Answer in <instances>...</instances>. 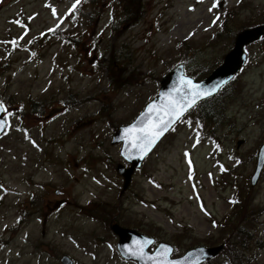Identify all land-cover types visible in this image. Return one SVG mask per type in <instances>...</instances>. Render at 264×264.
<instances>
[{
    "label": "rangeland",
    "instance_id": "374dc122",
    "mask_svg": "<svg viewBox=\"0 0 264 264\" xmlns=\"http://www.w3.org/2000/svg\"><path fill=\"white\" fill-rule=\"evenodd\" d=\"M72 1L0 0V264H61L63 255L136 264L119 255L112 219L153 238L149 252L166 243L178 258L224 244L205 264H234L235 249H244L241 264H264V168L249 186L264 142V37L246 47L228 86L163 137L124 192L116 167L128 165L110 143L176 65L197 81L217 68L237 32L264 24V0H141L132 25L121 24L115 0L89 5L91 21L66 19ZM210 109L214 119L201 118ZM240 225L250 236L243 249Z\"/></svg>",
    "mask_w": 264,
    "mask_h": 264
},
{
    "label": "water",
    "instance_id": "95a60500",
    "mask_svg": "<svg viewBox=\"0 0 264 264\" xmlns=\"http://www.w3.org/2000/svg\"><path fill=\"white\" fill-rule=\"evenodd\" d=\"M262 36H264V24L257 25L250 29H245L237 33L234 39L233 48L224 56L222 64L219 67H217L207 78H205L202 81L196 82L192 78L185 76L183 73L182 65L176 66L174 69L168 72L161 79L160 88L158 90L156 97L145 106L144 110L137 116V118L131 124L125 127L118 128V130L115 132V134L112 137L111 144H117V143L122 142V148H121L120 154L126 161L130 163V167L128 168H125L124 166L120 164L116 168L117 173L123 177V187H122L123 190H126L127 187L129 186L131 176L134 170L140 167L141 162L144 159V157L156 146V144L160 141V139L170 130V128L178 120L174 124H172L169 127L168 131H166L157 140V142L152 146V148L147 152V154L143 156V158H141L138 151L129 149L127 141H125V139L123 138L124 129L129 128L133 126L134 124H138L144 118V114L146 113L149 105H152V104L160 105L161 103H163L165 94L169 93L170 91H172L174 87L178 86V83L181 77L192 80L193 83L200 85L201 88H212L217 84H222V86H224L239 72L240 68L244 65L245 60H246V55L243 51V48L250 43H255ZM225 81L226 83H223ZM218 90L212 93L210 96L201 98L197 103L209 97L214 96L218 92ZM0 120L5 121L3 112H0ZM4 129L5 127L3 129H0V136L3 134ZM242 143H243L242 140H238L236 144L237 148H239V146ZM263 168H264V142L259 147V150L257 153L255 168L250 178L251 187H254L257 184V181L260 178V174ZM110 229L119 239L117 243V249L120 255L124 259L135 260L137 264H161V261L155 258L162 256L164 249H170L172 251L169 245L161 243L155 248L153 253H149L147 252V249L153 243V239L142 236L134 230L121 228L117 224L111 225ZM134 241H150L151 242V243H145L144 256L142 258L133 257L125 251V249L131 246ZM222 248H223V245H218V246L209 247V248L197 247V248L187 251L182 257L177 258V259H170V254H171V251H170L168 252L167 256L163 258L162 264H201L217 256L219 252L222 250ZM149 257H153L154 259L149 260L148 259ZM186 257L188 258L187 260H186ZM60 262L61 264H73L71 259L67 256H63L60 259Z\"/></svg>",
    "mask_w": 264,
    "mask_h": 264
},
{
    "label": "snow or ice",
    "instance_id": "6c2138e0",
    "mask_svg": "<svg viewBox=\"0 0 264 264\" xmlns=\"http://www.w3.org/2000/svg\"><path fill=\"white\" fill-rule=\"evenodd\" d=\"M79 3L80 0H76V3L73 4V11ZM216 6L217 4L213 5V7ZM53 15H55V10H53ZM17 23L19 24L20 22L17 21ZM57 27H59V25H57ZM50 31H55V29H51ZM13 43L15 44V41H13ZM223 83H226V81ZM220 87H222V84H217L212 88H201L200 85L193 83L192 80L181 77L178 86L165 94L163 103L160 105H149L144 114V118L138 124L124 129L123 138L127 141L129 149L138 151L141 158H143L157 140L168 131L169 127L179 120L186 111L193 108L201 98L210 96ZM0 112H6V109H4L2 105H0ZM6 123V121L0 120V129H3ZM233 203H235V201H233ZM145 243L151 242L134 241L125 251L133 257L142 258L144 256ZM170 251V249H164L162 256L155 259L161 261L162 264L163 258L166 257ZM148 259L153 260L154 258L149 257ZM187 259L186 257V260Z\"/></svg>",
    "mask_w": 264,
    "mask_h": 264
},
{
    "label": "trees",
    "instance_id": "16d2710c",
    "mask_svg": "<svg viewBox=\"0 0 264 264\" xmlns=\"http://www.w3.org/2000/svg\"><path fill=\"white\" fill-rule=\"evenodd\" d=\"M104 0H83L81 1L80 0V3L77 5L76 9L73 11V4L76 3L75 0H73L71 2V4L69 5V10H68V13L66 15V19H67V16L69 14H74V15H82L85 19H87V21H91L93 19V17L95 16V12H92L89 14V16L87 17V14H86V9L89 5H93L92 9L93 11H96L95 10V7L97 6L98 2H103ZM117 1L119 7H120V12H121V16H122V23L121 24H127V23H130V25L132 24H135L137 23L141 16H142V1L141 0H115ZM85 3L84 5V8H85V12L81 13L80 12V5L82 3ZM225 23L226 21L224 20L222 22V29L225 31ZM58 31V30H55V32ZM264 37V36H263ZM133 82V79H129V80H125V83L127 84H132ZM212 99V98H211ZM211 99L209 100H206V101H203L201 102L202 104L210 101ZM200 103V106L202 105ZM199 106V107H200ZM201 118L205 119V120H212L214 119L215 117V114L213 112L212 109L210 110H206V111H203V113L199 112ZM244 228L243 225H240L239 226V229L237 230V233H235V240H237V245H235V247H246V244H245V241L246 242H250V236L245 234L244 232ZM233 246V244H231ZM243 252H244V249H243ZM243 252L241 250H238V249H235L231 252L230 256L233 258L234 260V264H241L242 260H243ZM248 261V259H247Z\"/></svg>",
    "mask_w": 264,
    "mask_h": 264
}]
</instances>
